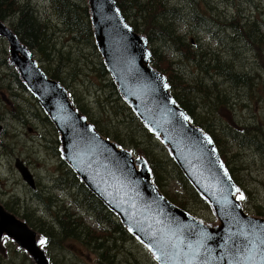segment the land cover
Masks as SVG:
<instances>
[{
    "label": "rangeland",
    "instance_id": "374dc122",
    "mask_svg": "<svg viewBox=\"0 0 264 264\" xmlns=\"http://www.w3.org/2000/svg\"><path fill=\"white\" fill-rule=\"evenodd\" d=\"M23 1L25 0H17L20 3ZM36 1L38 12L50 21L46 33L50 47L46 48V45L49 46L47 42L43 44L48 53L32 50L41 66L49 76L52 73L60 75L63 79L60 81L75 97L79 110L89 121L95 123L103 136L145 155L143 145L134 148V143L128 135V130L131 129L134 139H144L139 130L141 120L124 102L125 105H119L108 93L104 83L105 76L98 63L102 60L95 46L87 45L86 35L74 37L70 16H67L65 27L54 26L58 24L60 14L54 15L50 0ZM167 1L182 2L181 10L187 11V0ZM237 1V5L241 7V17L247 18L250 12H256L264 20V0L249 1L255 2L257 8L249 6L250 3L245 0ZM76 2L87 6L86 0ZM213 5L226 8L224 0H214ZM234 5L235 3L223 10L221 18H218L231 23L229 20ZM86 11L88 14V10ZM188 12L193 14L191 9ZM185 19L189 21V16ZM176 28L188 37L193 31L197 38L203 39V35L190 28L189 22L183 21ZM227 31H230L231 36ZM262 31L264 34V28ZM211 33L222 38L223 47L230 53L239 51L242 55L245 42L240 40L241 34L235 33L232 27L228 28L227 25L212 21ZM223 38L228 39L227 42ZM256 44L252 40L251 46L255 47ZM155 45L150 47L156 48L160 54L161 65L165 67L167 63L175 62L174 68L192 83L198 73L192 62L184 60L170 43L155 42ZM244 54L246 56L243 58L252 62L253 66L241 62L240 70L251 71L253 68L250 67H254L264 72L262 60L257 66L250 52ZM240 57L238 55V58ZM216 79L228 89L235 103H232L231 107L224 102L219 103L215 119L213 114L202 116L199 123L206 125L208 131L217 139L220 153L226 158V163L237 182V195L243 197L241 201L245 211L264 217V80L258 78L252 84L244 82L238 87H231L222 78ZM204 83L205 85L193 88L202 89L206 87V82ZM178 88L175 80L173 90L178 92ZM205 106L206 100L200 96L195 104V109L198 108L196 111L203 110ZM208 119L210 121L207 123ZM0 124L3 128L0 132V207L14 211L30 226L35 224L31 227L38 233L42 232L47 238V255L55 264H155L144 245L130 234L120 233L117 229V223L121 224L120 221L112 215L108 218L106 211L94 203L89 194L84 193L83 188H87L83 183V188L77 186V177L68 173L67 165L60 159L57 151V145L60 144L59 133L43 112L38 99L25 89L16 69L8 62L7 42L3 37H0ZM151 155L163 160L164 171L160 167L161 162L157 165V170L161 172L158 181L161 182V190L167 197L176 201L180 198L184 202L182 207L194 216L202 221H213L211 210L203 202L194 199L188 191L180 188L176 180L178 174L174 169L178 167L172 165L174 161L170 160L167 152L153 145L148 158ZM16 157L23 160L32 173L35 188L32 189L21 177L14 164ZM6 182L11 189L5 188ZM60 187L64 190L58 191ZM80 197H87L92 205L83 203L79 200ZM49 198L54 199L55 205H61L68 217L63 216L64 213L54 207ZM94 220L99 221L100 225ZM71 227H78L80 230L75 231ZM64 228L67 232H72V237L63 234ZM98 246H102V249L97 248ZM128 257L129 259H126ZM0 264L36 263L30 255L22 249H16L13 243L8 241L5 244L0 242Z\"/></svg>",
    "mask_w": 264,
    "mask_h": 264
},
{
    "label": "water",
    "instance_id": "95a60500",
    "mask_svg": "<svg viewBox=\"0 0 264 264\" xmlns=\"http://www.w3.org/2000/svg\"><path fill=\"white\" fill-rule=\"evenodd\" d=\"M87 2L95 45L118 92L163 143L217 221H201L171 202L152 181L146 158L100 134L75 107L66 87L46 74L28 45L0 19L8 62L49 115L62 158L158 264H264V218L248 215L236 199L238 188L211 135L189 122L165 77L150 63L146 38L133 32L115 0ZM15 166L34 187L23 161L16 158ZM0 223V242L5 236L32 254L36 264H49L42 238L25 220L0 208Z\"/></svg>",
    "mask_w": 264,
    "mask_h": 264
},
{
    "label": "trees",
    "instance_id": "16d2710c",
    "mask_svg": "<svg viewBox=\"0 0 264 264\" xmlns=\"http://www.w3.org/2000/svg\"><path fill=\"white\" fill-rule=\"evenodd\" d=\"M35 2L36 0H25L22 3L17 2V0H0V18L9 21L14 31L20 35L21 39L28 44L32 50L37 49L40 52H45L46 48L50 47L49 40L46 38L48 23L50 21L44 19L42 14L38 12ZM117 2L122 12L130 20L134 30L144 33L148 38L150 45L156 46L155 42L170 43L179 51V54L183 56L184 60L192 62L197 68L198 73L195 75L193 82L190 83L174 68V61V64L170 62L163 67L161 65L162 58L160 54L157 52L156 48L151 47L152 64L165 74L172 90L175 87V80L179 85L178 92L176 90L172 91L174 97L189 113L191 120L199 126L204 127L207 131L209 129H207L206 125L199 123V118L213 114V119H215L216 109L219 103L224 102L228 107H231V104L235 103V101L231 99L228 89L222 86L216 78H222V80L228 83L231 87H238L244 82L252 84L255 82L256 77L264 79V72H261L259 69L253 73L249 70H240L241 64H239V59L234 53L228 56L225 47H223L222 52H216L211 45H203V40L198 41L193 31L190 33V36H194L195 42L192 43L190 36L188 37L183 33H180L176 28L181 22L186 20L185 18L187 16H189L190 28L192 30L197 31L198 25L201 24V26H203L202 30L210 31L209 33H211L213 21L219 25H227L228 28L232 27L235 33H239V35L241 34L240 40L245 42L248 40L247 34L255 31L254 29L257 27V22L252 20L250 25H246L245 27H248V31L245 27L239 25L238 21L241 19L239 7L236 6L232 9L233 15H231L229 20L231 23H226L224 20L220 19L223 11L218 10L217 6L213 5L209 0H187L185 4L187 11H183V9L181 10L182 2L174 3L167 0H117ZM205 3H207V8L202 9L201 6ZM50 5L52 6L54 15L60 14V17L57 19L58 24H54L55 27H65V22L68 20L67 16H70L72 17L70 25L74 28V37L77 38L81 35H86L87 45H93L86 7L77 3L76 0H50ZM190 9L193 14L188 12ZM218 16L220 18H218ZM227 32L231 36L230 31ZM211 34L217 36L214 33ZM217 37L220 38L219 36ZM220 39L222 43V38ZM44 42H47L49 46L47 47L46 45L45 48L43 45ZM250 43H252V41ZM253 48L255 50L251 53V57L254 58V61H257L258 65L261 60L264 61V51L261 39L259 44ZM46 53L48 52L46 51ZM98 63L102 74L105 76L104 83L107 85L106 88L109 90L108 93L115 98V101H117L119 105H125L117 92L115 84L110 78H108L103 62ZM250 64L253 65L251 62ZM244 73L248 75H244ZM51 76L58 80H63L60 75L56 73H52ZM204 82H206V87H203L202 89L193 88L194 86L198 87L199 85H205ZM196 96H198V100H196ZM200 96L206 100V106L203 110L198 112L196 111L198 108L195 109V104L199 101ZM74 101L76 103L75 99ZM209 121L210 119L207 120V123ZM139 130H141L140 132L144 137L143 140L134 139L131 129L128 130L129 139L134 143V148L143 145L145 155L147 156L153 172V179L160 189H162L161 182L159 183L158 181V179L161 178V172L157 170V165L159 166L161 162L160 167L162 171H164V166L162 164L163 160L161 158L159 160L154 155H151L148 158L149 151L151 152L153 145L161 146L143 126L140 125ZM214 140L219 147L217 139L214 138ZM222 158L226 162V158L223 155ZM172 165L175 166L173 162ZM174 169L178 174L176 180L179 182L180 188L184 191H188L194 199L203 202L206 205L204 200L198 196L187 180H185L179 169ZM74 175L75 174L72 171V176ZM78 181L79 183L77 182V186L83 188L82 182H80V180ZM83 190L85 194H89V198L94 203L98 204L104 211H106L108 218L112 215V213L109 212L103 204L93 196V194L84 188ZM162 192L166 195L163 190ZM90 199L87 197L79 198L80 201L91 206L92 203ZM169 199L171 201L174 200L180 207L184 206V202L180 198H178V201L171 198ZM61 213H64L63 216L68 217L66 211L61 210ZM31 226H35V224H32ZM71 228L75 231L80 230L78 227ZM117 229L122 234L126 232L123 226L119 223H117ZM63 234L72 237V232L70 230L67 232L65 228ZM84 242L88 245L86 239H84ZM97 248L102 249V246H98ZM126 259H129V257Z\"/></svg>",
    "mask_w": 264,
    "mask_h": 264
},
{
    "label": "flooded vegetation",
    "instance_id": "af4514ba",
    "mask_svg": "<svg viewBox=\"0 0 264 264\" xmlns=\"http://www.w3.org/2000/svg\"><path fill=\"white\" fill-rule=\"evenodd\" d=\"M257 36H259L260 35V37H261V41H262V44L264 43V35L263 34H261V33H259L258 31H257V34H256ZM254 48L252 47V46H250L249 44H248V41H245V45L243 46V51H242V55H241V53L238 51V52H233L234 53V55L235 56H237V58H238V55H240L241 57L240 58H238L239 59V61H240V63L241 62H246V63H250V61H248V60H246V58H243L244 56H246V54H244V53H247V52H250V53H252V52H254ZM257 51V50H256ZM233 53H230V51L229 50H227V55L229 56V55H231V54H233ZM239 63V64H240ZM5 184H7V183H5ZM7 188V187H6ZM11 189V188H10ZM66 197V196H65ZM69 198V200H72L70 197H68ZM50 199V203L52 204V205H55V201H54V199H52V198H49ZM54 207H57L58 209H59V205L58 204H56Z\"/></svg>",
    "mask_w": 264,
    "mask_h": 264
},
{
    "label": "bare ground",
    "instance_id": "6f19581e",
    "mask_svg": "<svg viewBox=\"0 0 264 264\" xmlns=\"http://www.w3.org/2000/svg\"><path fill=\"white\" fill-rule=\"evenodd\" d=\"M186 22H189L188 20H185ZM190 27H191V25H190ZM202 28H203V26H201V24H199L198 25V29H197V32L199 33V35H204L205 34V30H202ZM210 32V31H209ZM223 39H225V38H223ZM237 39V38H236ZM235 40V39H234ZM225 42H227V39H225L224 40ZM223 41V42H224ZM238 42H240V41H238ZM236 43V42H235ZM239 44V43H238ZM226 45H228V44H226ZM235 45V44H234ZM233 45V46H234ZM198 46H201V45H198ZM207 46V45H206ZM239 46V45H238ZM237 48V47H236ZM239 48V47H238ZM242 51V50H241ZM236 52H238V51H236ZM256 61V60H255ZM257 62V61H256ZM264 62V61H263ZM252 63V62H251ZM241 64V63H240ZM246 64V63H245ZM243 65V64H242ZM249 65V64H248ZM251 65V64H250ZM258 65H259V63H258ZM257 65V66H258ZM245 66V65H244ZM253 66V65H252ZM261 66H262V63H261ZM245 68V67H244ZM250 68H253L252 70H251V72L253 73L254 71H257V68H255L254 69V67H250ZM260 68V67H259ZM246 69V68H245ZM183 72V71H182ZM186 75V74H185ZM188 76V75H187ZM110 77V76H109ZM189 80V79H188ZM191 80V79H190ZM187 81V80H186ZM77 148V147H76ZM112 162V161H111ZM96 166V165H95ZM103 166V165H102ZM113 166V165H112ZM89 167V166H88ZM95 169H96V167H95ZM104 169V168H103ZM84 170V169H83ZM72 171L74 172V174L76 175V172H75V170H74V168H72ZM91 171V170H90ZM95 171V170H94ZM107 172V171H106ZM86 173V172H85ZM108 173V172H107ZM93 174V173H92ZM96 174V173H95ZM98 175V174H97ZM100 175V174H99ZM92 176V175H91ZM55 180V179H54ZM80 180V182H82L83 183V180L82 179H79ZM70 201H72V200H70ZM61 210H63V211H65V209L64 208H62V206L61 205H59V211H61ZM263 217V216H262ZM264 218V217H263Z\"/></svg>",
    "mask_w": 264,
    "mask_h": 264
},
{
    "label": "snow or ice",
    "instance_id": "6c2138e0",
    "mask_svg": "<svg viewBox=\"0 0 264 264\" xmlns=\"http://www.w3.org/2000/svg\"><path fill=\"white\" fill-rule=\"evenodd\" d=\"M241 198H243V197L241 196ZM41 243H44V241H41Z\"/></svg>",
    "mask_w": 264,
    "mask_h": 264
}]
</instances>
